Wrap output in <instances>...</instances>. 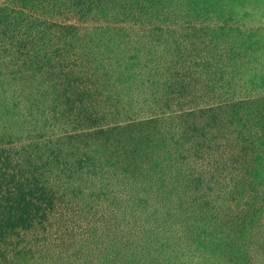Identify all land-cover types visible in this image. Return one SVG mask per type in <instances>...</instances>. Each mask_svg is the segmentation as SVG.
<instances>
[{
    "label": "rangeland",
    "instance_id": "374dc122",
    "mask_svg": "<svg viewBox=\"0 0 264 264\" xmlns=\"http://www.w3.org/2000/svg\"><path fill=\"white\" fill-rule=\"evenodd\" d=\"M0 264H264V0H0Z\"/></svg>",
    "mask_w": 264,
    "mask_h": 264
}]
</instances>
